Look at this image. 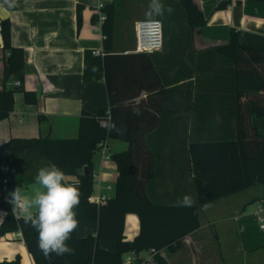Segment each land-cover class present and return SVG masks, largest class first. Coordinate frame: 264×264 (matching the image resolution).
Masks as SVG:
<instances>
[{
    "label": "crops",
    "instance_id": "1",
    "mask_svg": "<svg viewBox=\"0 0 264 264\" xmlns=\"http://www.w3.org/2000/svg\"><path fill=\"white\" fill-rule=\"evenodd\" d=\"M195 1L207 17L200 31L191 25L179 0H162L165 9L171 6L174 12L165 11L158 16L163 22L164 45L149 52L156 61L158 86L150 91L143 89L135 98L146 104L149 116L162 120L158 135L143 147L146 153L140 162V170H144L140 173L143 190L158 203H177L185 195L196 202L190 142L198 135L235 132L234 113L227 110L229 102L224 105L228 108L220 110L212 105L217 97L199 95L205 90L203 86L217 82L211 77H197L199 68L207 71L214 62L209 49L227 42L233 28L239 31L243 44L264 48V1L232 0L221 10H215L221 0ZM149 3L150 0H14V7H9L0 0V20H11L12 42L25 50L23 72L7 82V86L17 90L13 111L0 121V143L12 137L76 136L82 113L95 114L109 103L103 71L88 81L83 78L86 51L104 50V34L92 21L93 14L101 12L106 17L102 8H114L113 49L131 53L135 52L136 22L148 18ZM127 27L130 32L124 40L121 30ZM2 43L0 28V57ZM215 65L227 64L217 60ZM17 81L19 85L15 84ZM237 85L245 91H262L261 80L247 74L238 76ZM24 89L35 91L37 101L27 102ZM249 112L252 125L264 133V116L257 115L254 102L249 104ZM41 114L46 116L42 121ZM128 148L129 142L118 138H108L101 144L93 157L92 195L105 194L107 199L115 195L119 172L111 155ZM148 150L157 156L149 157ZM34 182L20 187L29 191ZM14 188H7L6 195ZM259 202L264 206V183L202 204L200 226L185 235L181 247L163 248L159 253L169 264H264V230L257 216ZM0 213H4L1 223L6 211L0 209ZM97 231V220L79 221V236ZM140 231L139 215L128 212L125 237L133 239ZM99 243L110 251L116 249L114 240L102 239ZM17 255L21 256V264H36L21 230L0 237V260ZM153 255L152 250H144L139 254L131 252L125 259L142 258L137 264H151Z\"/></svg>",
    "mask_w": 264,
    "mask_h": 264
},
{
    "label": "trees",
    "instance_id": "2",
    "mask_svg": "<svg viewBox=\"0 0 264 264\" xmlns=\"http://www.w3.org/2000/svg\"><path fill=\"white\" fill-rule=\"evenodd\" d=\"M264 1V0H257ZM191 25L200 28L207 22L195 0H179ZM232 0H221L215 10L227 8ZM106 18L102 24L104 54L86 51L84 80L104 72L109 95L107 106L95 114L83 112L76 136L12 137L0 143V209L6 211L0 223V237L21 230L27 247L36 264H124L125 256L144 250L154 252L151 264H169L159 253L163 248L176 250L185 235L200 226V206L217 198L240 191L252 184L264 183V133L250 121L249 104H256L258 116H264V48L245 45L237 29H232L230 39L209 49L214 62L207 71L198 69V78L217 82L203 86L199 95L217 97L212 102L218 109L229 108L235 116L233 134L213 133L198 135L190 142L192 171L197 186L198 200L192 207H177L176 203H158L142 187L140 162L145 158L144 146L158 135L161 119L148 115L144 102L135 100L143 89L157 88V66L149 52L117 53L113 49L114 8H102ZM78 8V24L81 23ZM98 12L92 16L97 23ZM3 38L0 61V121L8 117L15 105L16 87L7 82L21 74L25 65V50L12 42V23L9 18L0 20ZM223 61V67L216 62ZM210 70V71H209ZM240 74L261 80L262 91H245L238 87ZM210 75V76H209ZM211 85V86H210ZM29 103L37 101L35 91L24 89ZM204 108V103H201ZM46 116L41 114L39 120ZM224 121V120H223ZM108 138L129 142V148L111 155L117 164L119 176L116 193L104 203L89 200L93 193V157ZM149 157L157 156L148 150ZM147 154V155H148ZM154 159V158H153ZM50 164L57 165L67 176L76 177L80 192V205L75 209L78 221L97 220V234L87 232L79 236L77 229L69 245L74 254L45 257L38 249V232L18 218L7 202L6 189L35 181L38 170ZM87 167V172L85 171ZM135 212L141 219V231L133 239L125 237V216ZM102 239L116 242L110 251L99 243ZM142 258L133 259V264ZM0 264H21V256L0 260Z\"/></svg>",
    "mask_w": 264,
    "mask_h": 264
},
{
    "label": "clouds",
    "instance_id": "3",
    "mask_svg": "<svg viewBox=\"0 0 264 264\" xmlns=\"http://www.w3.org/2000/svg\"><path fill=\"white\" fill-rule=\"evenodd\" d=\"M14 7V0H4ZM2 7V5H0ZM174 12L169 6L165 9L162 0H150L146 16H163ZM7 202L18 218L22 217L38 232L37 247L45 256L74 254L75 249L68 243L79 226L76 208L80 205V192L77 182L70 178L57 165L50 164L38 170L35 182L29 191L20 186L7 195ZM194 200L185 195L176 203L177 207H192ZM4 213H0L2 217Z\"/></svg>",
    "mask_w": 264,
    "mask_h": 264
},
{
    "label": "built area",
    "instance_id": "4",
    "mask_svg": "<svg viewBox=\"0 0 264 264\" xmlns=\"http://www.w3.org/2000/svg\"><path fill=\"white\" fill-rule=\"evenodd\" d=\"M100 17L97 22V26L99 29H102V24L105 20V14L100 12ZM136 30V52H153L161 49L164 45V30H163V22L157 18L152 17L151 20L149 18H143L136 22L135 26ZM95 54H104L103 50H94ZM19 85L20 82L17 81L15 83ZM110 157V154L107 155ZM89 200L95 201L98 203H104L107 200V196L105 194H99L97 196L91 195ZM257 216L260 222V227L264 230V206L262 203H258L257 205ZM152 263V260L150 261ZM124 264H133V259L128 257L125 259Z\"/></svg>",
    "mask_w": 264,
    "mask_h": 264
},
{
    "label": "rangeland",
    "instance_id": "5",
    "mask_svg": "<svg viewBox=\"0 0 264 264\" xmlns=\"http://www.w3.org/2000/svg\"><path fill=\"white\" fill-rule=\"evenodd\" d=\"M144 2H145V1H144ZM157 18H158V17H157ZM124 26H125V25H124V23H123V26H122V27H124ZM129 29H130V28L127 27V29H124V28H123V29L121 30V35L123 36L122 39H124V40L126 39V36H128V33L130 32Z\"/></svg>",
    "mask_w": 264,
    "mask_h": 264
},
{
    "label": "water",
    "instance_id": "6",
    "mask_svg": "<svg viewBox=\"0 0 264 264\" xmlns=\"http://www.w3.org/2000/svg\"><path fill=\"white\" fill-rule=\"evenodd\" d=\"M85 171L87 172V167H85ZM52 264H55L54 262H52Z\"/></svg>",
    "mask_w": 264,
    "mask_h": 264
}]
</instances>
